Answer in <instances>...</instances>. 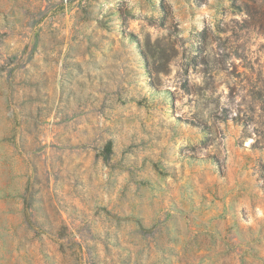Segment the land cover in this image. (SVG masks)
Here are the masks:
<instances>
[{"label":"rangeland","instance_id":"374dc122","mask_svg":"<svg viewBox=\"0 0 264 264\" xmlns=\"http://www.w3.org/2000/svg\"><path fill=\"white\" fill-rule=\"evenodd\" d=\"M0 264H264V0H0Z\"/></svg>","mask_w":264,"mask_h":264},{"label":"trees","instance_id":"16d2710c","mask_svg":"<svg viewBox=\"0 0 264 264\" xmlns=\"http://www.w3.org/2000/svg\"><path fill=\"white\" fill-rule=\"evenodd\" d=\"M105 153H106V157L107 159H109L110 155L112 154V145L111 143H109L106 147V150H105Z\"/></svg>","mask_w":264,"mask_h":264}]
</instances>
